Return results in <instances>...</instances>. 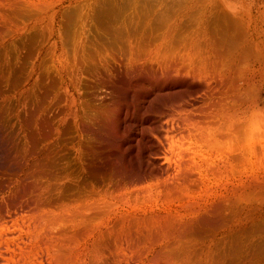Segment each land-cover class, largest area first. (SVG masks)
<instances>
[{
  "label": "bare ground",
  "instance_id": "obj_1",
  "mask_svg": "<svg viewBox=\"0 0 264 264\" xmlns=\"http://www.w3.org/2000/svg\"><path fill=\"white\" fill-rule=\"evenodd\" d=\"M80 1L0 0V264H264L240 240L264 30L228 9L231 27L180 37V14L145 46L114 34L106 57L82 43Z\"/></svg>",
  "mask_w": 264,
  "mask_h": 264
},
{
  "label": "rangeland",
  "instance_id": "obj_2",
  "mask_svg": "<svg viewBox=\"0 0 264 264\" xmlns=\"http://www.w3.org/2000/svg\"><path fill=\"white\" fill-rule=\"evenodd\" d=\"M182 1L183 2L186 1L185 2V5H184V3ZM187 1L188 0H181V1H179L180 4H181V6H180L178 0H175V1L174 0H82V1L79 2V9H80L79 12L81 14H83L82 15V20H84V18L86 16H88L91 19V21H89L90 19H88V17H86L85 18L86 21L83 22L84 26H83V24H80V27L82 26L80 28V32L82 30V32H81V37L83 38L82 39V43L85 44V46L88 47L90 51H92L93 49L94 50H100L102 52L101 54H103L106 57L110 56L111 53H115V52H119L120 53V56H121V55H123V52H121L122 51L121 50V48H122L121 47L122 46V42H119L118 43L113 38L114 34H116V33L117 34H122V33L125 34L126 32H129V31L131 32V30L133 29L134 32L132 31L131 33H134L135 34V32H136V34H137V32H138L139 35H137V36H139L138 38H140V39H138V41L140 42V44L142 43L145 46L149 42L151 44L152 43L151 42L152 40L155 41L154 40L155 39L154 37H156L157 39H159L160 37H158V36H162V33L165 32V29L168 26V22L171 20L170 21L171 24H169V25H172L173 22H174V20L176 19V17L179 16L180 14L181 15L184 14L185 16H188V18H190V23L188 22L189 19L186 18L185 21H187V22H185V23H187V24H184L183 23V24H181L180 26L177 27L178 28L177 30L180 33L179 36L182 37L181 33L182 34L183 33H186L185 35L183 34V36L189 35L191 33L192 28L195 25H196L195 27L197 28L198 27L197 24H199L201 22V20H204V19H210V18L212 19L213 17H217L218 19L221 20V21L219 20L220 23H222V22H224L225 24L229 23L230 22L229 19L231 18V16H227V15H230L228 13L229 12L228 9L230 11H233L234 13H237L238 15H240V17L246 19L247 21L253 20L254 23L256 22L255 25L257 26V28H258L259 31L264 30V0H217V1L216 0H205V1L204 0H202V1L201 0H198V2L196 0V2H197L196 5H195V3H196L195 0H189L188 2ZM212 1L217 2L218 4H216V5H214V4L213 5H209V2H212ZM175 2L176 3L178 2L177 5L179 4V6L181 8L179 6H175L174 5V4H176ZM193 2H195V3H193ZM86 3H87V5H85ZM142 3H143V5H142ZM182 3H183V5L185 7L182 6ZM188 3H190L189 6H188ZM225 4L228 5V6H226ZM138 5H141L142 8H141V6H138ZM167 5H170V6H167ZM197 5H198V7H197ZM84 7H86V8H84ZM163 7L165 8V10L163 12H161L162 11L161 9H164ZM166 7H169L170 10H171V7H172L171 12L172 11L173 12L171 14H173V16L171 14H170V16L171 17H174L176 15L174 18L169 19L170 16L168 15V12H170V10L168 8L167 9L169 11L166 10ZM115 8H117V9H115ZM151 8L154 9V10L156 9V10L155 11L154 10H151ZM183 8L184 9L186 8V10L188 12L185 11V10L182 11ZM136 9H138V10H136ZM148 10L152 11L151 12L152 14L150 13V16L152 15L151 17L149 16V12L150 11H148ZM194 10L197 13L200 10L199 13H198V15H197V13ZM114 11L116 13H118L117 14L118 16L115 14ZM158 12H160L162 15L159 14ZM225 12H227L228 14L227 13L225 14ZM165 13H167V14H165ZM85 14H86V16H85ZM110 14H113L114 17H117V18L115 19V18L112 17L113 18V22H114L115 25L112 23V25H114V26L111 25V30H109L107 32V30H106L107 24L105 23V21L107 20L106 18H108V16ZM163 14H165V15H163ZM215 14H217V15H215ZM219 14L220 15H222V14L224 15L225 14L224 17L226 16L227 18L228 17H230V18L226 20V17L223 18V16H222V18H221V16ZM104 15H106V16H104ZM126 15H128V17L129 16L130 17L127 18ZM189 15H190V17H189ZM155 16H157V17H155ZM168 16H169V18H168ZM92 17H94V18H92ZM122 17H124V19ZM158 17H163V18H165L166 21H167V18H168L167 23H166V21L163 18H161L163 20L162 21V20H159ZM154 18L157 20L156 21L157 24L155 22H153V19ZM128 19H130L131 25L133 23V26L132 27H130L129 22H128L129 21ZM155 19H154V21H155ZM115 20H118V22L117 21L115 22ZM158 20L160 21V23H158L159 22ZM233 20L230 23H232ZM100 21H103V22H100ZM126 22H128V23H126ZM235 22H233V23H235ZM85 23L87 24L86 26H87L88 29L85 27ZM192 23L195 24V25H193ZM230 23H229V25H230ZM126 24L129 27L125 26ZM232 25L236 26V24H232ZM122 27H124L125 29H123ZM164 27H165V29H162ZM230 27H231V25H230ZM237 27L238 28L239 27H242L243 28V26H241V25H237ZM84 28L87 29V31H88L87 33H84V31L86 32V30ZM120 28H122L123 30L122 29L120 30ZM196 28H194V29H196ZM242 28L241 29L240 28L238 29V31L242 32L241 33L242 35L240 34V36H241L240 38L241 39L244 38V31H243ZM102 29H103L104 32L102 31ZM115 29L116 30L119 29L120 32H118V31L117 32H113V31H115ZM128 29H129V31H128ZM137 29H141V30L136 31ZM162 30H164V31H162ZM188 31H190V32H188ZM109 32H111V35L110 34H106V33H109ZM159 32L161 33V35H160ZM140 33H142V36L143 37L141 36ZM84 34H87V35L85 36ZM117 34H116V36H118ZM88 37H91V42H90L91 44L89 42H87L90 39ZM110 37H111V39H110ZM144 37H146V38L143 39ZM152 38H154V39H152ZM92 39H93V43L94 44L92 43ZM141 40H144V41L149 40V41L147 43L146 42L143 43ZM114 42L117 43V47L119 46L118 44H120L119 47H121V48L120 49H119V47L117 48L116 47V44ZM92 45H93L94 48L93 47H90ZM117 49H118V51H116ZM107 50H108L109 53L107 52ZM119 53L118 54L115 53V54L119 55ZM107 54H110V55H107ZM124 66H125V63H124V65H122L123 69H124ZM123 69H120V70H123ZM254 86H257V87H255V88L253 87L252 88L253 90L251 92L254 93L253 96H252L253 93H251L249 91V95L251 96V99L250 100H256V98H260V99L259 100L257 99L256 100L257 102L254 101L253 108L255 110L254 109H251L250 111H247L246 112L247 114H245V113L243 114V119H244L243 120V122H244L243 127L244 128H243V131H242V135H247V138H246V136H244V139H245L244 140V143L246 141H249L250 138L253 141L252 155L250 157H247V159H249V163H248V161H245V162H247L249 164V167H253L252 169H254V170L257 171V175L254 174L253 175V179L255 178V180L258 183H259V181L261 183L257 184V183H255L256 182L255 180L252 179L253 180L252 181L250 179V177L248 178V173L250 171V168L248 169V166H247L248 164L246 165V163H245V166L244 167L242 165V170H243L242 173L243 174L241 173L242 174L241 175V177H242L241 179H242L243 182L246 181V183H245L244 186L245 187L247 186L248 188L246 187L245 189H247V190H244V187H243L242 188V191H241V195L242 196H241V199H240V202H241V204H240V215H241V219H242L241 225H242V228H243L242 229L243 232L241 233V237H240L241 239L240 240L242 242V252H258V253H261V255H264V190H262L261 188H256V189L254 187L253 188H250L249 187L250 184L247 185L248 184V181L250 182V180H251L253 182V184L255 185V187H259L260 186V187H262L264 189V187H263L264 186V183H262V182H264V82L263 81H259V83L258 84H255ZM256 105H257V107H255ZM151 116L153 117V120L152 121H154V124H157V127H158L159 126V122H160V117H157L156 115L155 116L154 115H151ZM250 116H251V121L253 120L252 123H250L251 122L250 120H249V123H248V119H250ZM227 127H228V130H229L230 129V126H227ZM158 129H159V127L156 129V131H158ZM245 129H246V131H245ZM147 131H148V128H147ZM148 133L150 134L151 137L153 136V134L150 133V129H149ZM243 133H245V134H243ZM243 168H245V169H243ZM244 172H246L247 175ZM256 176L258 177L259 181L256 179ZM245 178H246V180H245ZM261 184H263V185H261ZM256 185H259V186H256ZM253 189L256 190L255 193H254L255 190H253ZM258 189H260V190H258ZM251 190L253 192H251ZM246 193H249V194H246ZM241 200L242 201L244 200V201L242 202ZM248 216H249V218H248ZM250 218H252V221L250 220ZM242 223H245V224H242ZM244 229H246V230L244 231ZM259 245H261V246H259ZM252 249H253V251H252Z\"/></svg>",
  "mask_w": 264,
  "mask_h": 264
}]
</instances>
